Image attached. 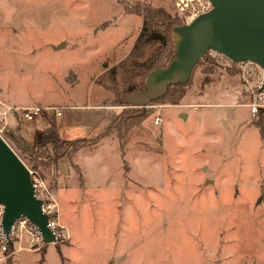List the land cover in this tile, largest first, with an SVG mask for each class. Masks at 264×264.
<instances>
[{"label":"rangeland","instance_id":"obj_1","mask_svg":"<svg viewBox=\"0 0 264 264\" xmlns=\"http://www.w3.org/2000/svg\"><path fill=\"white\" fill-rule=\"evenodd\" d=\"M146 5L178 14L170 0H0V98L57 106L20 120L28 135L40 129L30 140L39 151L53 156L40 133L56 116L62 136L78 142L115 112L89 104L116 109L107 134L58 160L61 186L56 162L36 168L58 201L60 239L0 264H264V132L236 70L207 53L214 67L193 68L182 102H123L169 49L134 45ZM131 107L148 113L131 124ZM14 121L5 138L33 168L8 137L21 134Z\"/></svg>","mask_w":264,"mask_h":264},{"label":"water","instance_id":"obj_2","mask_svg":"<svg viewBox=\"0 0 264 264\" xmlns=\"http://www.w3.org/2000/svg\"><path fill=\"white\" fill-rule=\"evenodd\" d=\"M210 1L212 7L191 22L171 25L172 57L166 65L150 69L144 88L124 97V103L145 106L169 85L186 83L194 65L210 49L232 61L252 60L264 69V0ZM0 202L5 205L2 226L6 233L14 219L23 215L38 227L44 242L54 241L28 167L1 136Z\"/></svg>","mask_w":264,"mask_h":264},{"label":"built area","instance_id":"obj_3","mask_svg":"<svg viewBox=\"0 0 264 264\" xmlns=\"http://www.w3.org/2000/svg\"><path fill=\"white\" fill-rule=\"evenodd\" d=\"M175 6L181 23L191 22L197 15L209 10L212 7L210 0H170ZM207 53L215 58L216 62L223 67L236 70L242 89L248 94V107L251 115L256 117L260 108H264V69L252 60L232 61L225 55L215 50H208ZM148 105V104H147ZM198 106V105H193ZM56 112L55 105H16L8 103L0 98V136L5 140V133L9 130V117L16 121L22 119L33 120ZM161 117L156 115L154 123L158 124ZM22 159V158H21ZM24 161V160H23ZM26 164V162L24 161ZM31 180L34 187V194L41 199V209L48 215L47 225L53 231L54 240L58 241L64 232V226L59 221V204L55 194L37 169L29 168ZM5 205L0 202V262L5 261L13 252L19 249H36L43 243L38 227L26 216L20 215L14 219L6 233L2 226V217ZM25 243V244H24ZM27 244V245H26ZM11 247V249H10Z\"/></svg>","mask_w":264,"mask_h":264},{"label":"trees","instance_id":"obj_4","mask_svg":"<svg viewBox=\"0 0 264 264\" xmlns=\"http://www.w3.org/2000/svg\"><path fill=\"white\" fill-rule=\"evenodd\" d=\"M144 8L145 9H143V14H142V18H143L142 26L135 39L134 45L138 46L150 40H158L160 41L161 44H163L164 49L165 48L167 49L169 47L167 57L165 56L166 57L165 60H163V57L160 52L156 53L153 56V59L151 60L150 64L147 66V72H148L150 69L154 67L166 65L168 60L172 57L174 48H172V46L170 47V43L173 44L172 37L170 34V27L174 23L180 24L181 20L178 14H175V16L171 15V13H168L162 7H153L151 5H146ZM203 61L207 62L205 65L203 63L207 71H209V68L211 69L215 65L213 63V60L208 58V55L206 53L197 61L194 67L199 63H202ZM229 70L235 73L234 69H229ZM186 84L187 83H177V84L169 85L163 95H161L156 99H153L152 101L164 100L166 103L182 102L181 98L186 93V90L184 89ZM131 108L132 109L124 111L127 112L128 117L130 116L135 118V120L131 122V124L138 123L148 113L147 110H144L140 107L138 108L131 107ZM253 122L260 126L264 125V108L259 109L258 116L253 120ZM131 124L127 126V128L131 127ZM109 126L110 124L106 126V129H104L102 132L96 134L93 137H90L88 139H83L78 142H73L66 139H61L57 133V126L55 124V121L50 122V125L45 129H43V131L40 133V137L42 139L41 140L42 143L44 142L51 144L50 149L51 152L53 153V156L48 151L47 152L39 151L37 149L36 142H31L30 140L23 137L20 133H17V131L9 132L8 137L12 140L18 151L29 155V159H30L29 163L34 169H36L39 166H46L51 162H57L58 159L64 155H70L71 152L74 151L79 146H81L82 143L94 145L101 137L107 134L106 131L109 128ZM17 130L19 131L18 127ZM117 133H119V131ZM10 258L11 256L8 257V261L10 260Z\"/></svg>","mask_w":264,"mask_h":264},{"label":"crops","instance_id":"obj_5","mask_svg":"<svg viewBox=\"0 0 264 264\" xmlns=\"http://www.w3.org/2000/svg\"><path fill=\"white\" fill-rule=\"evenodd\" d=\"M236 74V73H235ZM97 102H94L93 104H89L91 107H95V108H99V109H103V110H112V111H115L113 114H112V116H111V118L113 117V115H115L116 114V109H113V107H110V106H108V105H100V104H96ZM88 105V106H89ZM10 118H13V117H10ZM9 118V119H10ZM111 118H109L108 119V121H106V123H105V125H103V127L102 128H100L101 130L106 126V124H108V122L110 121V119ZM14 119V118H13ZM15 120V119H14ZM56 125H57V129H58V135L60 136V137H62V138H64V139H66L64 136H62V133L60 132V120H59V118L56 116ZM13 127H18L19 128V131L21 132V134L23 135V136H25L27 139H29V140H32L33 138L32 137H36V134L38 133V131L40 130L39 128H37V127H34L33 128V131L32 132H30V134L28 135L25 131L27 130V128L26 127H24L23 126V124H22V121H14V125H12ZM99 129V128H98ZM99 129V130H100ZM98 130V131H99ZM100 130V131H101ZM97 131V130H96ZM99 131V132H100ZM98 132V133H99ZM262 132H264V125H263V129H262ZM96 135V134H95ZM98 146H94V147H92V148H97ZM78 151V150H77ZM77 151H76V153L74 154V156L72 157V159L74 160V162L79 166V168L82 170V172H83V175H84V183H85V186H87V184H88V180H87V174L85 173V169H84V167L81 165V163L79 162H77V159H76V154H77ZM68 158L69 159V157H67L66 155H64V156H62V157H60L58 160H62V159H64V158ZM58 162V161H57ZM57 162L55 163V169L57 170ZM62 175H61V173L57 170V172H56V178H57V181H58V185L59 186H61V182H60V179L62 178L61 177ZM92 178H94V174H92V176H91ZM88 178H90L89 177V175H88ZM255 185V184H254ZM253 185V186H254ZM250 186H252V185H250ZM252 186V187H253ZM251 187V190H252V192L254 193L255 192V190L256 191H258V189H253ZM260 194V192H258V195ZM28 250V249H27ZM18 251V250H17ZM13 261V260H12Z\"/></svg>","mask_w":264,"mask_h":264}]
</instances>
